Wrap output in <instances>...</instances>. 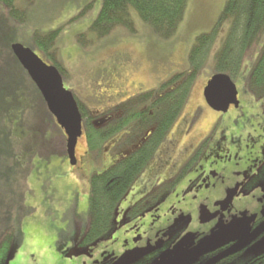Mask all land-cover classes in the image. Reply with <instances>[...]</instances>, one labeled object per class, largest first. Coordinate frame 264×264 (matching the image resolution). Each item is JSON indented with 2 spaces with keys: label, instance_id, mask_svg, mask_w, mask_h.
Masks as SVG:
<instances>
[{
  "label": "rangeland",
  "instance_id": "374dc122",
  "mask_svg": "<svg viewBox=\"0 0 264 264\" xmlns=\"http://www.w3.org/2000/svg\"><path fill=\"white\" fill-rule=\"evenodd\" d=\"M227 2L189 0L168 37L130 7L132 27L100 37L92 26L104 0H15L24 21L0 0V236L14 235L6 264H135L150 254L149 264H234L264 252V180L249 186L264 166V96L249 83L264 29L235 78L240 105L220 112L203 90L232 27L231 18L223 21L178 120L119 204L113 231L92 243L84 242L92 177L139 145L127 142L135 124L96 152L84 133L72 165L65 131L11 50L22 43L53 64L35 34L59 29L55 49L67 71L65 87L96 116L189 71L197 37L213 30ZM164 185L162 201L129 215Z\"/></svg>",
  "mask_w": 264,
  "mask_h": 264
},
{
  "label": "trees",
  "instance_id": "16d2710c",
  "mask_svg": "<svg viewBox=\"0 0 264 264\" xmlns=\"http://www.w3.org/2000/svg\"><path fill=\"white\" fill-rule=\"evenodd\" d=\"M1 1L9 8L15 19L26 20V12L15 6V0ZM188 2L189 0H104L100 15L92 27L100 37L110 33L119 25L132 27L133 21L129 8L134 7L145 22L152 25L160 35L168 37L177 31L180 22L184 19ZM228 18L232 19V27L223 48L217 55L216 71L228 74L235 81L246 50L264 29V0H228L213 30L197 37L189 53L190 70L173 75L170 80L160 86L159 91L141 93L115 110L100 116H93L77 98L83 116V129L87 136V143L95 152L101 151L106 141L131 124H135V127L133 134L127 140L129 142L135 138L134 136L144 137L147 131L151 130L150 135L127 157L117 161L104 173L93 175L89 205L90 223L84 237L85 243H92L100 237L103 238L114 229V218L119 204L156 155L172 125L184 109L194 82L206 63L208 52L217 39L220 26ZM58 34L59 29L46 35L37 33L34 41L65 76L67 71L58 62L56 55L55 44ZM87 37L78 35V39L83 44L89 42ZM250 72L249 83L253 93L258 97L264 96V47ZM262 180H264V166L250 180L249 186ZM166 188L167 185H164L135 203L129 215L131 217L142 215L157 202L162 201L168 194L164 190ZM13 238L14 235L8 233L0 241V264H6ZM151 256L153 254L147 255L135 264H149ZM234 264H264V252L244 263Z\"/></svg>",
  "mask_w": 264,
  "mask_h": 264
},
{
  "label": "water",
  "instance_id": "95a60500",
  "mask_svg": "<svg viewBox=\"0 0 264 264\" xmlns=\"http://www.w3.org/2000/svg\"><path fill=\"white\" fill-rule=\"evenodd\" d=\"M11 48L39 89L49 111L65 131L67 154L72 165H76L77 146L84 133L83 116L76 96L65 87L64 77L56 65L48 64L22 43H14ZM205 85V99L216 111L227 112L232 105H240L236 83L228 74L215 73Z\"/></svg>",
  "mask_w": 264,
  "mask_h": 264
},
{
  "label": "flooded vegetation",
  "instance_id": "af4514ba",
  "mask_svg": "<svg viewBox=\"0 0 264 264\" xmlns=\"http://www.w3.org/2000/svg\"><path fill=\"white\" fill-rule=\"evenodd\" d=\"M43 58V57H42ZM45 61H46V59L45 58H43ZM47 62V61H46ZM48 63V62H47ZM49 64V63H48ZM203 94H204V90H203ZM138 95H140V94H138ZM138 95H136V96H138ZM136 96H134V97H136ZM134 97H132V98H134ZM205 97V96H204ZM131 99V98H130ZM129 99V100H130ZM206 100V99H205ZM128 101V100H127ZM127 101H125V102H127ZM207 102V101H206ZM124 103V102H123ZM123 103H121V104H123ZM121 104H119V105H117V106H115V108L113 107L112 109H110V110H108V111H104V113H101L100 115H104V114H107L108 112H110V111H112V110H115L118 106H120ZM181 114V113H180ZM100 115H96V116H100ZM180 116V115H179ZM178 120V118L176 119V121ZM176 121L174 122V124L176 123ZM173 124V125H174ZM172 125V126H173ZM128 127V126H127ZM135 127V126H134ZM126 128V127H125ZM124 128V129H125ZM123 130V129H122ZM121 131V130H120ZM133 132H134V128H133ZM133 132H132V134H133ZM150 133H151V130H149V131H147V133H146V135L144 136V137H140V136H134L135 138L133 139V140H131V142H129V141H127V142H129V143H132L133 144V146L134 145H136L137 144V142H139V145H141L142 144V142L150 135ZM84 134V133H83ZM118 134V133H117ZM131 134V135H132ZM130 135V136H131ZM115 136V135H114ZM167 137V136H166ZM129 138V137H128ZM128 138H127V140H128ZM80 140V139H79ZM88 142V141H87ZM138 145V146H139ZM138 146L136 147V148H138ZM78 147V146H77ZM161 147V146H160ZM133 151V150H132ZM131 151V152H132ZM158 152V151H157ZM78 163V162H77ZM104 173V172H103ZM115 225V224H114ZM113 225V226H114ZM89 228V227H88ZM88 228H87V230H88ZM87 232V231H86ZM99 240V239H98ZM97 241V240H96Z\"/></svg>",
  "mask_w": 264,
  "mask_h": 264
},
{
  "label": "crops",
  "instance_id": "0c3cea01",
  "mask_svg": "<svg viewBox=\"0 0 264 264\" xmlns=\"http://www.w3.org/2000/svg\"><path fill=\"white\" fill-rule=\"evenodd\" d=\"M154 157H155V156H154ZM154 157H153V159H154ZM153 159H152V160H153ZM156 161H157V163H156V168H157V167H158V163H159V158H158V160H156ZM150 162H151V160H150ZM118 207H119V206H118ZM116 211H117V210H116ZM112 231H113V230H112ZM2 237H3V235L0 236V241H1ZM13 244H14V243H12V246H11V249H10L11 251H12ZM14 249H15V247H14ZM10 253H11V252H10Z\"/></svg>",
  "mask_w": 264,
  "mask_h": 264
}]
</instances>
